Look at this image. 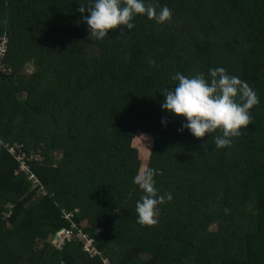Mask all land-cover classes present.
I'll return each instance as SVG.
<instances>
[{"label":"trees","instance_id":"16d2710c","mask_svg":"<svg viewBox=\"0 0 264 264\" xmlns=\"http://www.w3.org/2000/svg\"><path fill=\"white\" fill-rule=\"evenodd\" d=\"M146 3L171 18L91 40L90 0H0V264H264V0ZM218 66L259 98L220 149L161 109L172 75ZM145 168L173 199L142 226Z\"/></svg>","mask_w":264,"mask_h":264},{"label":"clouds","instance_id":"9594fccd","mask_svg":"<svg viewBox=\"0 0 264 264\" xmlns=\"http://www.w3.org/2000/svg\"><path fill=\"white\" fill-rule=\"evenodd\" d=\"M85 11L88 15L82 16V20L88 26L86 31L91 40H102L108 36V30L119 25L130 31L138 14L161 24L172 15L166 5L157 11V6L146 0H90L89 6L79 8L80 13ZM148 62L155 64L151 59ZM171 79L176 83L164 90L161 109L183 117L178 131L186 129L201 138L219 130L220 134L212 136L218 149L231 146L233 137L244 134L251 122L250 110L259 103L255 90L247 82L219 66L209 68L207 77L204 73L187 77L177 72ZM156 174L157 170L145 168L133 177V183L143 193L135 205L137 223L142 226L156 224L157 206L173 199L170 192L158 194Z\"/></svg>","mask_w":264,"mask_h":264},{"label":"built area","instance_id":"2783aa9c","mask_svg":"<svg viewBox=\"0 0 264 264\" xmlns=\"http://www.w3.org/2000/svg\"><path fill=\"white\" fill-rule=\"evenodd\" d=\"M7 44H8V37L7 35L4 33L0 36V70L1 71H5V72H9L11 69L8 68L3 62V58L6 54L7 51ZM10 152L14 153L15 150L13 147H10ZM21 158V157H19ZM21 162V167L22 168H26L25 163L23 161ZM62 233V234H61ZM70 236V231L67 230H61L56 236H55V243L59 246L63 239L65 237H69ZM78 237L84 242V247L85 250H87L88 252H94V253H98L99 251L96 250L94 244H93V239H91L88 235L86 234H78ZM104 264H111L107 259L103 260Z\"/></svg>","mask_w":264,"mask_h":264},{"label":"rangeland","instance_id":"374dc122","mask_svg":"<svg viewBox=\"0 0 264 264\" xmlns=\"http://www.w3.org/2000/svg\"><path fill=\"white\" fill-rule=\"evenodd\" d=\"M30 66H28L27 67V71H30ZM25 98V94L24 93H22L21 95H20V99H24ZM143 142H146V139H144V138H142V137H140L138 140H137V146L140 148V150L141 149H143ZM62 234V233H61Z\"/></svg>","mask_w":264,"mask_h":264}]
</instances>
